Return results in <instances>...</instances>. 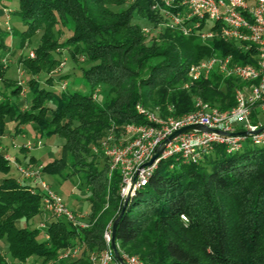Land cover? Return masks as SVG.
Returning <instances> with one entry per match:
<instances>
[{
    "label": "trees",
    "instance_id": "1",
    "mask_svg": "<svg viewBox=\"0 0 264 264\" xmlns=\"http://www.w3.org/2000/svg\"><path fill=\"white\" fill-rule=\"evenodd\" d=\"M17 1L11 25L18 39L14 51L27 48L36 37L37 45L34 58L20 60L29 74V95L21 108V85L6 76L3 60L10 48L0 26V137L7 122L15 121V128L34 123L41 138H62L58 156L42 166V173L64 179L82 173L91 212L87 228L52 215L45 228L20 226L18 221L27 224L44 210L42 194L16 177H3L0 241L7 246L6 252L0 249V264H26L31 258L42 259L41 264H91L89 255L105 247L104 227L113 223L124 203L119 170L109 175L107 158L93 153L92 146L108 132L121 137L127 124L145 123L137 104L158 110L162 117L192 111L195 98L219 110L232 108L241 81L212 72L183 89L188 68L214 53L252 61L237 44L218 37L204 44L196 35L164 28L145 34V25L155 28L159 22L153 0ZM1 12L0 5V17ZM64 29L71 33L61 41ZM65 47L73 60L84 57L81 71L89 92L40 86L39 75L55 68V54ZM257 114L254 108L253 123ZM9 171L0 152V172ZM115 238L119 252L136 255L145 264H264V147L247 137L235 152L215 144L197 163L179 156L161 160L147 185L128 201ZM73 247L79 248L78 255L59 257Z\"/></svg>",
    "mask_w": 264,
    "mask_h": 264
},
{
    "label": "built area",
    "instance_id": "2",
    "mask_svg": "<svg viewBox=\"0 0 264 264\" xmlns=\"http://www.w3.org/2000/svg\"><path fill=\"white\" fill-rule=\"evenodd\" d=\"M153 11L159 16L155 28L143 27L148 34L158 29H169L184 36L196 35L204 44H210L215 37L225 42H234L241 53L251 59V63L235 60L232 53L213 55L191 64L183 89H189L196 81L208 77L212 72L223 78H236L244 85L234 92L235 105L228 110L212 107L201 98H195L194 109L179 117H162L158 110H150L141 104L136 110L146 122L130 123L124 126L121 141L116 142L112 132L98 144L92 146V152L102 154L109 164V175L118 169L121 175L119 194L124 201L131 183L132 197L145 187L161 160L179 156L183 162L197 163L208 154L215 144L226 147L227 152L242 148L245 136H222L216 133L188 131L177 135L167 145L151 166H142L155 152L157 146L173 131L189 125H201L224 132L255 131L264 128V0H153ZM34 56L33 52L29 54ZM19 82V84H21ZM66 81L59 84L64 90ZM1 99V96H0ZM254 108L258 111V121L253 123L251 116ZM171 112L173 106H168ZM239 125H242L238 128ZM254 145L264 147V131L248 136ZM41 142L37 141L36 146ZM34 144L28 142L26 148ZM18 173V182L29 183L33 191L42 194V207L56 219H63L74 226L87 228L82 214L74 212L43 179L42 166L22 165L15 158L5 156ZM131 197V198H132ZM41 223L40 228H45ZM112 222L106 224L102 238L105 247L100 252L89 255L91 264H119L111 248ZM79 248H67L60 253V258L78 255ZM125 264H145L133 254L121 253Z\"/></svg>",
    "mask_w": 264,
    "mask_h": 264
},
{
    "label": "rangeland",
    "instance_id": "3",
    "mask_svg": "<svg viewBox=\"0 0 264 264\" xmlns=\"http://www.w3.org/2000/svg\"><path fill=\"white\" fill-rule=\"evenodd\" d=\"M3 4L7 6L4 7L1 3V8H2V14L0 17V26L4 27L7 32V38H5V41L8 43L10 50L9 53L5 56L3 63L7 67L6 69V76L13 81L19 82L22 81L21 84V92L20 95L17 98V101L21 105V108H24L26 100L29 95V87L26 84L27 78H29V74H27L26 71H24L22 64L20 63V60L24 57L27 56L28 58H34L31 57L29 54L30 52H33L34 50L33 47L37 45V37L32 40L30 45L27 46V48H24L22 50H17L14 51L15 46L18 44V39L12 36V30H11V25H12V11L17 8V0H1ZM11 10V11H10ZM144 27H149L145 25ZM70 31L64 29V33L62 34L60 40L64 41L69 35ZM60 52L56 53V58L58 59V62L53 70H51L48 74L47 73H41L39 75V80H40V86L46 89H54L56 91L62 90L59 87V84L62 83L63 81H66L67 86L64 90H79L81 92H89V87L84 84V80L82 78V71L81 68H85V61L84 57L82 55H78L77 60H73L70 56V52L67 47L59 49ZM67 75L64 78H61L62 80L59 81V75ZM46 75L47 77H52L53 82L50 83H55L53 84H48L46 81ZM2 88L1 82H0V90ZM8 93V92H7ZM98 95V89L94 91L93 96L97 97ZM0 96H1V91H0ZM2 97V96H1ZM15 126L16 122L15 121H9L6 124V131L3 136V141L4 143L9 145L11 144V140H14L15 144H20V143H33V136L35 134V124L34 123H27L24 124V131L25 135L27 138H23L21 134L16 135L15 133ZM22 126V125H21ZM109 134V132L106 134V136ZM114 135V133H113ZM105 136V137H106ZM115 136V135H114ZM116 137V136H115ZM121 137H116V142H120ZM41 139V138H40ZM41 140V145L36 146L35 148H40L39 150H36L35 152L33 151L32 153L36 155V157L39 158L41 164H46L49 162L51 159L55 158L57 156L58 147L55 145L56 140H60L61 143L63 142V139L55 136L50 139H45L42 138ZM43 141L45 142V146H43ZM34 148V146H32ZM50 149L51 152L54 153L53 157H49L47 154V150ZM17 162V161H16ZM9 166L11 167V170L9 173L4 174L0 172V178L6 177V176H12L16 177L18 175L17 170L14 168V166L11 163H8ZM27 165H32L35 167H39L41 165H34V164H27ZM82 173H76L74 176H70L68 178H65L63 176H53V175H48V174H43V179L46 181V183L51 187L50 181H54L55 185L52 188L58 195H60L63 199V201L66 203V205L69 208H74L75 201L80 202L82 204V207L87 208L88 202L85 197V192H86V185L84 179L80 176ZM71 193L74 194L73 197H71ZM73 210V209H72ZM75 212V211H74ZM83 215V214H82ZM51 214L47 212L46 210H43L40 214L37 216L33 217L27 224L25 223L24 220L18 221V224L20 226H28L30 228H40L41 223H47L49 221ZM84 216V215H83ZM47 218V219H46ZM6 242L5 241H0V248L3 252H6ZM60 256V255H59ZM33 260H28L26 264H41L42 259L38 258H32ZM50 264V263H48Z\"/></svg>",
    "mask_w": 264,
    "mask_h": 264
},
{
    "label": "crops",
    "instance_id": "4",
    "mask_svg": "<svg viewBox=\"0 0 264 264\" xmlns=\"http://www.w3.org/2000/svg\"><path fill=\"white\" fill-rule=\"evenodd\" d=\"M35 131L36 132H35V134L33 136L34 148H26V147H24V145L26 143L15 144L14 140H11V144L10 145H9V143L5 144L4 141H3V136H4L3 135V136L0 137V152L4 153L5 156H9V157L15 158L17 163L22 164V165L34 164V165L43 166L44 164L40 163L39 158L36 157V155L32 153L33 151L35 152L36 150H39L41 148L40 146H39L40 148L39 147L35 148V145H36L37 141L43 140L39 136V133L37 132L36 128H35ZM15 133H16V135L21 134L22 137L25 138V139L27 138V136L25 135V131H24L23 125L19 126L18 128H15ZM51 138H53V137H51ZM43 143H44L43 146H45L46 144H45L44 141H43ZM62 143H61L60 140H56L55 141V145H56V147H58V149H61ZM59 151L60 150H58V152H57V156L59 154ZM47 154H48L49 157H53L54 156V153L51 152L50 149L47 150ZM10 170H11V167H10ZM2 178H0V181L2 180ZM16 178H18V175L16 176ZM50 184H51V187L53 188L54 185H55V182L54 181H50ZM56 192H58V191H56ZM71 195H72L71 197L74 196L73 193H71ZM87 196H88V190L86 189V192H85L86 200H87ZM87 202H88L87 208L82 207V204H80V202H78V201H75L74 208H72L73 211H75L76 213L83 214L85 221H89V215H90V212H91L90 211V203H89L88 200H87ZM29 260H33V259L31 258Z\"/></svg>",
    "mask_w": 264,
    "mask_h": 264
},
{
    "label": "water",
    "instance_id": "5",
    "mask_svg": "<svg viewBox=\"0 0 264 264\" xmlns=\"http://www.w3.org/2000/svg\"><path fill=\"white\" fill-rule=\"evenodd\" d=\"M192 130H197V131H201V132H210V133H216V134H219V135H222V136H226V137H229V136H245V137H248V136H251L253 134H257L261 131H264V128H260V129H257L255 131H236V132H224L222 130H219V129H212V128H207V127H204V126H201V125H189V126H185V127H182L176 131H173L167 138H165L156 148L155 152L151 155L150 159L145 162L142 166H151L153 164V162L160 156V154L163 152L164 150V147L165 145H167L171 140H173L177 135L181 134V133H185V132H188V131H192ZM134 181H135V177L131 183V187H130V191L128 193V195L125 197L124 199V203H123V206H122V209L119 213V215L117 216V218L113 221L112 223V231H111V248L113 250V254H114V257L116 259V261L119 263V264H125L121 255H120V252L118 250V247H117V244H116V238H115V232H116V227H117V224H118V221L120 219V217L122 216L125 208H126V205L128 203V201L131 199L132 197V188H133V185H134Z\"/></svg>",
    "mask_w": 264,
    "mask_h": 264
}]
</instances>
